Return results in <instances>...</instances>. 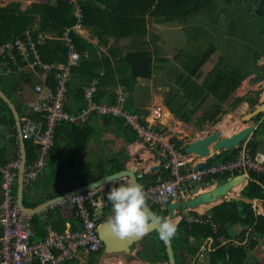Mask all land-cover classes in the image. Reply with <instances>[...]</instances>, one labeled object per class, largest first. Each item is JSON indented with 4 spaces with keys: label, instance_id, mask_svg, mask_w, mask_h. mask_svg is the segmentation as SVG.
Masks as SVG:
<instances>
[{
    "label": "trees",
    "instance_id": "16d2710c",
    "mask_svg": "<svg viewBox=\"0 0 264 264\" xmlns=\"http://www.w3.org/2000/svg\"><path fill=\"white\" fill-rule=\"evenodd\" d=\"M214 1L216 0H46L45 2H31L24 8L21 7L20 0L9 1L0 6V47L8 40L13 42L18 39H26V32L28 31L35 43L40 63L34 68L28 69L26 67L27 62L23 59V54L18 48L13 49L15 60L9 56L7 49H4L3 53H0V89L14 103L20 115L29 108L28 98L25 97V85L31 86L33 91L34 84L44 80L47 87L54 89L56 78L53 75V69L48 70L41 64L65 61L67 45L65 39L60 38V35L65 27L72 26L77 22V18L72 12L73 4L76 3L80 6L82 13L81 28L88 29L90 35L86 37L84 34L70 30L72 43L81 57L78 63L72 66L70 77L66 82V98L63 108L68 112H78L85 103L84 87L96 78L97 85L94 98L97 102H114L115 89L121 86L127 92L125 108L134 110L136 108L131 101L137 78H151L152 73L160 65L155 60L158 56L156 58L154 56L158 50L151 49L148 46V41L142 40L143 35L148 31L147 23L149 20L155 22L176 20L182 24L185 34H189L193 26L192 19L198 14L197 12L208 8ZM248 1L254 10V15L264 20V0ZM40 35L46 36L42 38ZM92 37L97 39L96 42L92 41ZM110 38L115 44L120 39L130 38L132 45L126 51H123L122 48H115L114 56L117 57L115 66L111 63L110 56L101 49V45L106 44ZM206 45V47L199 45L193 53L186 52L180 60L181 68L177 66L176 68L173 67L175 69L165 70L166 75H174L176 84L170 86L163 100L177 118L189 121L193 111H195L194 109H198L202 104L207 103V107L203 111L204 114L202 113L195 120L198 127H201V123L206 118L212 119L216 112L221 110L223 103L231 97L240 81L252 71L248 68L238 70L233 62L227 61L222 54L206 72L201 82L194 81V76L199 74L200 68L217 47L212 42H207ZM260 53L264 57V47ZM29 57H33L31 50H29ZM162 57L164 56H161L160 59ZM105 83L110 84V86L105 87ZM259 93L258 90L252 96L236 97L234 98L235 103L234 101L233 103L237 104L241 100H247L249 105L253 106L258 101ZM34 96L35 94L32 97ZM142 111L145 113L146 110ZM221 111L226 112L228 109L225 108ZM38 114L30 113L28 115L35 118ZM99 117L102 118L103 123L113 122L126 142L140 140L137 132L125 122L122 115L96 114L93 112L80 123L62 119L55 124L53 144L47 154L46 167L54 170L58 160L64 158L59 151L61 139L66 140L65 143L71 149L72 154L83 146L85 140L94 132L93 122L88 121L90 118L95 121ZM141 122L146 121L141 118ZM262 122L263 126L261 127ZM262 122L256 130L259 134L264 132V120ZM4 123L13 127L14 117L8 104L0 97V125ZM171 141L182 153H185V145L181 139L172 136ZM257 142V136H254L247 143L253 155L258 151ZM24 143L26 162L28 163L36 157L37 147L29 139H25ZM5 145L6 141L0 147V164H6L11 158L8 155L10 148L4 147ZM239 148L240 145L222 150L220 153L210 156L207 162L231 159L237 155ZM13 155L17 156V153ZM128 158L129 155L125 150L114 152L110 160H107L109 161L108 167H106L107 161L100 160L98 162L99 172L93 175L87 174L91 173L89 172L91 171L90 168H83L82 177L77 178L73 186L77 187L87 183L90 181L88 177L94 180L105 174L124 169L125 161ZM68 170H71L70 167L63 170L64 172H60L59 178L65 175ZM164 170L162 172L160 168L157 174L143 173L138 177V180L144 187H147L149 184H154L159 178L168 177V169L164 168ZM248 172L249 179L241 190V194L250 199H261L264 206V174L252 169H249ZM237 173L238 171L234 174ZM229 176L230 173L226 172L215 177L224 180ZM13 194L16 195V183L13 187ZM39 200L41 199L23 202L27 206H35ZM147 202L159 216H165L168 213L166 207L161 208L160 205L150 202V200ZM111 208L110 202L105 201L103 203L99 222L109 217ZM211 212L215 229L207 220L203 219L189 221L182 217L178 221V233L171 240L176 262L195 257V264H231V262L241 264L243 260H246L248 254V248H245L244 243H247L248 247H252L257 239L264 234V214H255L249 202L237 199L224 200L213 206ZM235 222H240L244 226V229L240 231L242 235L250 228L247 241L241 242L242 240L239 239L240 242L236 245L218 244L217 236L221 233L229 236L227 235V227ZM49 223L57 231H61L65 226L64 219L57 212H48L45 218H41L38 214L31 215V224L34 230L32 238H43L47 233L46 226ZM222 227H225V230ZM70 228L72 230L80 228V219L75 208ZM191 236L196 237L195 242L190 240ZM207 236H211L214 243L209 249L206 248L207 257L204 260H198L199 248ZM134 248H136V257L151 263L163 262L168 259L164 242L159 239L156 229L149 231L137 242H133L131 249ZM99 253L100 251L97 252V254ZM92 256L91 254L90 257L92 258Z\"/></svg>",
    "mask_w": 264,
    "mask_h": 264
},
{
    "label": "built area",
    "instance_id": "2783aa9c",
    "mask_svg": "<svg viewBox=\"0 0 264 264\" xmlns=\"http://www.w3.org/2000/svg\"><path fill=\"white\" fill-rule=\"evenodd\" d=\"M80 10V6L74 3L72 12L77 22L65 27L60 35L67 45L65 61L41 64L48 70L53 69V75L56 78L54 89L47 87L44 80L35 83L33 86L35 96L27 102L29 108L21 115L19 114L22 138L31 140L37 147L36 157L26 162L23 171L24 184L30 182L42 171L48 151L53 144L56 122L62 119L73 123L83 122L93 112L122 115L125 122L137 132L141 141L150 144L151 147H157L158 153L164 156V166L169 171L168 177L145 187L150 194V201L159 204L162 208L169 200L181 201L191 196L193 185H200L207 179L216 180L215 176L226 172L232 176L236 171L240 173L252 169L264 174V154L253 155L251 148L245 144L240 146L237 155L231 159L209 163L207 158L210 155L203 157L202 167H195L198 162L195 155L182 153L171 141L172 136L175 135L169 136L167 130L159 128L154 122V118L161 114L160 106L155 107L151 120L146 115L142 116L137 111H131L125 108L127 92L123 88L115 89L114 102H97L94 98L96 78L84 87V106L76 113L65 110L63 104L66 98V82L70 77L72 66L77 64L81 57L72 43L70 30L85 35L80 25L82 16ZM44 36L46 35H40L42 38ZM15 47L23 54L28 69L40 63L35 43L28 31L26 39L6 41L0 47V53L7 49L9 56L15 60L13 54ZM29 50L33 52V57H29ZM30 113L39 114L33 118L28 115ZM141 118L146 122H141ZM19 163L20 156L6 164H0V264H88L91 254L93 256L104 254L109 257L117 253L105 252L104 244L97 232L103 206V202L96 195L98 188H91L68 197L74 203L75 212L80 219L79 229L72 230L69 226H65L61 231H57L49 228L43 238L33 239L31 214L19 208L13 194ZM167 187L172 188L173 192L163 199L160 193ZM195 220L199 218L196 217ZM99 251L100 254H97Z\"/></svg>",
    "mask_w": 264,
    "mask_h": 264
},
{
    "label": "crops",
    "instance_id": "0c3cea01",
    "mask_svg": "<svg viewBox=\"0 0 264 264\" xmlns=\"http://www.w3.org/2000/svg\"><path fill=\"white\" fill-rule=\"evenodd\" d=\"M9 1H13V0H9ZM45 1L46 0L40 1V2H45ZM223 1H225V0H223ZM3 5H5V4H0V6H3ZM230 5H232V4H230ZM239 5H241V4H239ZM236 6L237 5L234 3L233 7H236ZM247 12L249 15H251V17L253 19L255 18L254 10H253V12L250 10H248ZM174 21H176V20H174ZM169 22H173V21H169ZM261 22H262L261 25H263L264 20L262 19ZM161 24H163V22H155L154 21L155 29L156 28L158 29V27L161 28L162 27ZM84 33H85L86 37H89L90 31L88 29L84 30ZM262 33L264 34V30L261 31L260 35H263ZM145 35H143L142 40H145L144 39ZM150 38L158 40L159 37L155 32V34L150 33ZM91 39L94 42H96V40H97L96 38H93V37ZM145 41H147V40H145ZM148 41H149L148 46L151 49L157 50L156 49V47H157L156 41H154V40L150 41V39ZM112 42H113L112 38L108 39V42L106 44L101 45V49L103 50V52H105L106 54H108L110 56L111 63L113 64V66H115L116 59H117V57L114 56L115 48H122L123 51H126L127 49H130L132 45H131L130 38L120 39L117 42V44L112 43ZM263 47H264V44L261 47V49ZM261 49L259 51V54L257 55L256 62L253 63L254 65H250V67L247 66V68L250 69V71L251 70L252 71L248 74V75H250V77H249L248 81H246V83H245L246 90L242 91V94H240L241 93L240 87L235 88V90L237 89V94L236 93L234 94V98H236V95L237 96H243L248 92L250 94L252 93L251 95H253V92L248 91V90L250 88H253L254 85H256L254 87H257V89H259L258 86H259L260 80H255V73L259 72L260 69H255V66L256 65L264 66V57L260 53ZM216 50H218V48ZM222 52L223 51L220 50V56L222 55ZM154 56L156 58V56H158V55L157 54L155 55V53H154ZM159 56L167 57L166 54H159ZM182 56H184V55H182ZM158 62H160V61H158ZM176 67L177 66H175V68ZM175 68H173V69H175ZM253 69L255 71H253ZM153 74L154 73H152V75ZM142 79H146V78L138 77L134 86L138 87L137 85L141 82ZM169 79L175 80L174 77L169 78ZM162 80H164L165 82H169V80H167L166 77H162ZM256 82H258V83H256ZM248 83H249V85H248ZM263 84H264V82H263ZM104 86L108 87V86H110V84L105 83ZM247 87H248V89H247ZM118 88H122V87L119 86ZM242 88L245 89L244 85ZM257 89H255V90H257ZM135 90H136V88H134V91ZM151 91L152 90L150 88H148V91H147L148 94L152 93ZM25 97L28 98V96L26 94H25ZM262 98H264V91L261 92V94L259 96V100ZM162 100H163V98H162ZM162 100H160V102L157 101L156 103L144 102L143 104H135L134 98H132L131 102L136 109H134V110L132 109L131 111H137L142 116L146 115L151 120L152 116H154V113H155L154 112L155 107L160 106V109H161L160 113L161 114L158 117L154 118V122L156 123V125L159 128H162V129L168 131V130L172 129V128H170L171 124L177 125V123H181V121H183V120L177 118L175 113L170 109V107L165 105L164 100L163 101ZM162 102H163V104H162ZM209 102H211V100H209ZM225 102H227V100ZM225 102L223 103L221 110H223L225 108H229L228 111L222 112L220 110L217 113L222 114V118H221L223 120L222 122H225V123L228 122L227 124H229V122H230V124H232V125H225L224 128L223 127L221 128V126L219 125V126H217V128L214 129V130L220 129L222 132V135L231 134V133L235 132L236 130H238V129H240V128L248 125V124H251L254 126V125H256L257 121L259 122L258 123V125H259L264 120V115H263L264 113H262V112H259L250 118H245L247 113L250 112L252 110L253 106L255 105L254 104L252 107L249 106L247 100H243L239 104L238 103L235 104V106H234V104H232L231 108L227 107L229 105V103L226 106ZM149 104H151V105H149ZM245 106H249L251 109L250 110L247 109L244 112H242V115L240 117L239 116L237 117V120L239 122L233 123L234 121L231 120L229 117L230 116L233 117L235 115L236 107L243 109ZM142 110H146L145 113ZM194 110L195 111H193L191 119L189 121H191L193 124H195V126H197V124L195 123V120L199 116L195 115V112L197 111V109H194ZM194 117H196V118H194ZM221 119H219V116H218L215 119L212 118L210 120V122H213L212 124H216V122H218ZM90 120L88 122H90V123L93 122L94 132L90 137H88V139L85 140L84 145L79 147L78 150L76 152H73V154H72L71 149L69 148L67 143H65L66 140L61 139V145L59 146V151L64 156V158H62V159L60 158L58 160V163L55 165L54 170H50L49 168H47L46 162H45V165H44L42 171L35 178H33L30 182H28L27 184H24L23 201L29 202L31 200L41 199L38 202V203H40V202H42V201H44V200H46L52 196H56V195L66 191L68 189L74 188L73 183H74V181L77 180V178L82 177L81 171H83V168L85 169V167H87V168L91 169V171H89L91 173H87L89 175L98 174V172H99L98 162L100 160H104V161L110 160V158L112 157V153L117 152L119 150H125L129 155V158L125 161V167L131 166V165L135 166L136 172L138 174H140V176L143 173H151V172L153 174H157V173H159L158 170L160 168H161L162 172H164L165 167L162 168L164 166V161H161L160 154H158L153 147L151 148V146H149L147 143L145 144V142H143L141 140H133L131 142H126L123 135L120 134V131L117 132L116 126L113 122L103 123L101 117H99L95 121L91 118H90ZM184 122H187V121H184ZM205 122H207V121H205ZM257 128H258V126H256V128L253 130L250 137L252 138L254 136L255 137L257 136V140H258V142H257L258 151L257 152L262 153V152H264V132L259 134L258 132H256ZM177 131H173V132H175V136H178ZM209 132H211V131H209ZM209 132L205 133L203 131V127H202V123H201V127L197 126V130L194 131V135L189 137V139L193 140V139L200 137L204 134H207ZM2 135H4V136L1 137ZM183 138H185V137H183ZM178 139H180V138H178ZM5 141H6V145L4 147L7 146L10 148V152H8V155L11 158L9 159V161L20 156L21 148H20V144H19V140H18V136H17V130L15 127V123H14L13 127H10L7 123L0 125V147L3 146V144H5ZM241 142L242 141H240L239 143H241ZM226 149H228V148H223V149H218L216 151H212V155L216 154V153H220L222 150H226ZM14 153H17V156L16 155L14 156L13 155ZM99 154H101L102 156H99L97 158V156ZM188 154H190V153H188ZM194 157L199 162L203 161V159H204L203 157H200V156H194ZM108 163H109V161H107L106 167H108ZM155 164L158 165V168L151 170L150 166L155 165ZM69 167L71 170H68L67 173H65V175H63L59 178L60 172H64L63 170H66ZM91 179H92L91 177H88V180H91ZM248 179L242 180L241 182L233 185L227 191V193L225 195L219 196L214 201H211V202L206 203V204H200L195 209H192V210H188L187 208L180 207L177 209V211H176L177 213H176L175 217H170L168 213L165 215V217L173 218L176 221H179L182 217H184L187 220L192 221V216L193 217L196 216L195 214L197 213V214H199V216H201V219L207 220V222L210 223L215 229V225L212 222L211 208L213 206L221 203L224 200H230V199H237V200H243L245 202H249L251 204V208L254 210L255 214H264V206H263V202L261 199H259V198L250 199V198H247L241 194V190L247 184ZM127 181H128V179L126 177H121V178H117V179H114V180H111L107 183L102 184L101 186L98 187V190L96 192L97 198L101 199V202H105V201L110 202L107 198V193L109 192L110 188L111 187H118L121 183H126ZM218 181H222V179H218ZM218 181H216V182H218ZM206 188H208V187H203L200 190H203ZM193 194L194 193L192 192L191 195H193ZM73 211H74V203L70 202V200L68 198H64L62 200H59L57 202H54V203L46 206L45 208L36 212V214H38L41 218H45V216H47L48 212H57L64 219L65 226L70 227L71 219L73 216ZM31 215H33V214H31ZM49 228H52L51 223L47 224V226H46L47 230ZM222 228H223V230H225L224 229L225 227H222ZM243 229H244V226L240 222H235V223H233L227 227V233H228L227 235H229V236H226L225 234L221 233L217 236L216 241L218 242V244L230 243L232 245L238 244L240 242V240H242L241 242H246L247 236H248V231L250 230V228H248L247 231L244 233V235H242V234H240V231ZM55 230H57V229H55ZM241 238H243V239H241ZM190 240L192 242H195L196 237L191 236ZM213 243H214V240L211 236H207L206 239L203 240V243L201 244V246L199 248L200 252H199V259L198 260H204L207 257L206 248L209 249L210 246L213 245ZM244 245L246 246L245 248H248V254L246 256V260H243L241 264H245L247 262H249L250 264H264V234L261 235L257 239L254 246L248 247L247 243H244ZM135 250L136 249H133V251L130 252V254H129V255H134L133 256L134 259L132 258V260H131V262L134 264H137V263H139V264H167L166 261L151 263L149 261L140 259V258L135 256V254H134ZM201 252H203L202 255H200ZM119 255L115 254L113 256L108 257L104 254H100L97 256H92V258L89 257L88 264H103L104 260H106V261L109 260L111 263H114V264H116L117 262H121V264L122 263L125 264L127 260L124 262L125 257L121 256L122 254H119ZM194 259H195V257H193V259L192 258L191 259L186 258V259H184L180 262H176V263L177 264H195ZM231 264H235V263L231 262Z\"/></svg>",
    "mask_w": 264,
    "mask_h": 264
},
{
    "label": "rangeland",
    "instance_id": "374dc122",
    "mask_svg": "<svg viewBox=\"0 0 264 264\" xmlns=\"http://www.w3.org/2000/svg\"><path fill=\"white\" fill-rule=\"evenodd\" d=\"M8 1L9 0H0V4H6ZM35 1L40 2L44 0H20L21 7L24 8L31 2ZM234 3L237 5L236 7H233ZM248 10L253 12V8L250 7V3L248 0H216L212 2L208 8L197 12L198 14L195 15L192 19L193 26L191 27L189 34H185V29L183 28L182 24L178 21H162V27H158V29H155L154 21L149 20V22L147 23L148 31L144 39L147 41L149 39L150 41H156V49L158 50L156 54L158 55V58L155 60L156 62L160 61V65L157 70H155L151 78L142 79L141 82L137 85L138 87L134 86L136 90H133L134 92H132V98H134L135 104H143L144 102H160V100L164 98L170 86L176 84L174 79H169L174 77V75L169 74L168 76L165 74L164 70L172 69L175 66H180L181 68L182 65L180 60L183 57L182 55H184L186 52L193 53L194 51H196L199 45H203V47H206L207 42L214 43L217 46L218 50H216V48L211 54V56L208 58V60L202 65L199 74L194 76V81H202L206 72L214 65V63L220 57V50L223 51L222 54L226 57L227 61L233 62L234 66H236L238 70H241V68H247V66L250 67V65H254L253 63L256 62L257 55L259 54V51L264 44V34L262 33L263 35H260L261 31L264 30V24L261 25L262 19L260 17L255 16V18L253 19L251 15L248 14ZM149 32L153 34H155L156 32L159 37L158 40L150 38ZM159 54H166L167 57H162V59H160L161 56H159ZM255 69H260V65H256ZM161 77H166L169 82H165L164 80H162ZM249 77L250 75L243 78L240 81L239 85L236 87H240V94H242V91L246 90L245 83L246 81H248ZM243 85L245 89L242 88ZM254 86L248 91L254 92V90L257 89V87ZM148 88L152 90V93L148 94ZM24 89L25 94L28 96V100H30L29 98H32L34 91H32L31 86L25 85ZM235 93L237 94V89H234L231 98L228 99L227 102H225L226 106L229 103L227 107L231 108V105L235 103ZM245 95H250V93L248 92ZM206 104L207 103L202 104L197 109V111L195 112L196 116H199L203 113V111L207 107ZM247 109L250 110L251 108L249 106H245L243 109L236 107L235 115L233 117L230 116L229 118L234 121L233 123H237L239 122L237 120V117H240L242 115V112ZM218 116L219 119L222 118V114H219L217 112L213 118L215 119ZM210 120L211 119L206 118L202 123L203 131L205 133L213 131L219 125L221 126V128H224L225 125H232L230 124V122L229 124H227L228 122H222V119L216 122V124L218 123L217 125L212 124L213 122H210ZM173 125L174 124H171L170 128L172 129L168 130L167 134L169 136L175 135V132L173 131L178 130V136L176 137L182 140L183 145L190 141L189 137L194 135V131L197 130V126H195V124H193L191 121H181V123H177V125L174 126ZM262 126L263 122L261 124V127ZM117 132H119V130H117ZM101 154H99L97 158L99 156H102ZM111 214L112 213L110 212V215ZM129 254L130 253H122L121 256H124L127 260L125 264H134L131 262L132 258L134 259V255ZM103 264L114 263H111L109 260H104Z\"/></svg>",
    "mask_w": 264,
    "mask_h": 264
},
{
    "label": "water",
    "instance_id": "95a60500",
    "mask_svg": "<svg viewBox=\"0 0 264 264\" xmlns=\"http://www.w3.org/2000/svg\"><path fill=\"white\" fill-rule=\"evenodd\" d=\"M262 78H263L262 76H257L256 80L261 81ZM259 87H261L264 90V87H262V82L259 83ZM0 97L8 104V106L10 107L13 113L14 123L17 130V136L21 148L20 163L17 168L15 198L19 208L24 212L34 214L54 202L67 198L73 194L81 193L91 188H96L106 182H109L117 178L126 177L128 181L131 180L135 183H139L138 177L140 176V174L136 172L135 166L131 165L125 167L124 169H120L111 172L109 174H105L97 179L90 180L89 182L74 187L72 189H68L56 196H52L36 204L35 206H26L23 202V192H24L23 171L26 165V152H25V143L21 136L20 117L14 103L9 99L7 95H5V93L1 89H0ZM259 112L264 113V99L261 100V102L257 104L254 108H252V110L247 113L245 118H250ZM258 123L259 122L257 121L256 125L254 126L248 124L228 135H222L220 129L213 130L207 134H204L200 137L190 140L184 148L185 152L195 153L200 157H207L212 154V151L236 146L240 141H244V143H246L250 138V135L252 134L253 130L256 128V126H258ZM163 160L164 157H161V161ZM203 165L204 162L200 161L196 163L195 167L199 168L202 167ZM157 168H158L157 164L150 166L151 170ZM248 178H249V172L242 171L222 181L216 182L214 179H210L206 182L201 183L200 185L196 184L191 188V191L194 193L191 197L181 202H179L178 200H174L167 204L166 208L168 214L170 217H175L177 213L176 211L180 207L187 209H195L200 204H206L211 201H214L219 196L225 195L233 185ZM203 187H208V188L200 190ZM147 207L149 208V210L151 211L154 217L150 231L153 229L159 231V222L155 220V217L158 215L153 211V209L151 208L148 202H147ZM107 221L108 218L104 219L97 227V232L104 244L105 252L130 253L132 251L131 250L132 243L137 242L138 240L141 239V237L132 236L129 238L121 239L109 229ZM164 245L168 257L167 264H177L171 242H164Z\"/></svg>",
    "mask_w": 264,
    "mask_h": 264
},
{
    "label": "clouds",
    "instance_id": "9594fccd",
    "mask_svg": "<svg viewBox=\"0 0 264 264\" xmlns=\"http://www.w3.org/2000/svg\"><path fill=\"white\" fill-rule=\"evenodd\" d=\"M261 66L262 65H260V71L255 73V80H256L257 76H262L263 78L261 81H259V83L262 82V87H264V85H263V82H264V66L262 67V69H261ZM253 71H255V70L253 69ZM258 88L259 89L255 90V91L259 90L260 93L258 95V101H257V103H255L253 108L257 104H259L261 102V100L264 99V98H262L259 100V96H260L261 92H263L264 90L259 86H258ZM243 96H245V95H243ZM250 96H252V95H250ZM126 97H127V95H126ZM237 97H241V96H237ZM242 101L243 100H241L240 102H242ZM248 104H249V102H248ZM227 109H229V108H227ZM250 139H251V137L248 140H250ZM248 142L249 141L244 143V141H242L241 143L237 144L236 146H239V145L242 146L243 144L247 145ZM187 143H185L184 145L186 146ZM184 151H185V149H184ZM257 153H259V152H256L255 154H257ZM192 154H194L195 156H198L195 153H192ZM259 154H264V152L259 153ZM211 156H212V154H211ZM208 180H210V179H208ZM208 180H206V181H208ZM215 181H218V178H216ZM98 187H96V188H98ZM172 192H173L172 188L167 187L164 191H162L160 193V195L163 199H166L167 195L172 194ZM191 196H189V197H191ZM107 198L111 202V205H112V208H111L112 214L108 217L107 224H108L109 229L116 236H118L121 239H125V238H129L132 236L143 237L146 234H148V232L150 231V228H151V224L154 220V217H153V214L151 213V211L149 210V208L147 207V201L150 200V194L148 191L145 190V187L143 184L135 183L131 180L127 181L126 183H121L118 187H111L110 188L109 192L107 193ZM169 202H171V201L169 200ZM169 202H167V204ZM166 205H165V207H166ZM188 210H192V209H188ZM195 215L196 216L192 217V221L201 220V216H199V214L196 213ZM196 217H198L199 220H195ZM155 220L159 222V231H158L159 239L164 241V242H171V240L178 233V221H176L175 219L170 218V217L159 216V215L155 217ZM131 250L133 251V249H131ZM202 254H203V252L200 253V255H202Z\"/></svg>",
    "mask_w": 264,
    "mask_h": 264
},
{
    "label": "flooded vegetation",
    "instance_id": "af4514ba",
    "mask_svg": "<svg viewBox=\"0 0 264 264\" xmlns=\"http://www.w3.org/2000/svg\"><path fill=\"white\" fill-rule=\"evenodd\" d=\"M261 69H262V66H261ZM258 74V73H257ZM264 85V84H263ZM254 92H255V90H254ZM254 92H253V95H254ZM252 94V93H251ZM250 94V95H251ZM155 150H156V152L158 153L159 152V150H158V148L157 147H153ZM159 154V153H158ZM161 157H164L163 155H160V158ZM163 161H165V158H164V160ZM165 167V166H164ZM165 171V170H164ZM189 198V197H188ZM187 199V198H186ZM186 199H183V200H181V201H184V200H186ZM181 201H179V202H181ZM167 206V205H166ZM193 217V216H192ZM122 253H124V252H117L116 253V255H119V254H122Z\"/></svg>",
    "mask_w": 264,
    "mask_h": 264
},
{
    "label": "bare ground",
    "instance_id": "6f19581e",
    "mask_svg": "<svg viewBox=\"0 0 264 264\" xmlns=\"http://www.w3.org/2000/svg\"><path fill=\"white\" fill-rule=\"evenodd\" d=\"M165 110V109H164ZM226 131V130H225ZM132 135V134H131ZM253 138V137H252ZM102 149V148H101ZM113 154V153H112ZM71 202V201H70ZM166 209V208H165ZM36 214V213H35ZM210 235V234H209ZM160 245V244H159ZM173 247V246H172ZM177 247V246H176ZM174 248V247H173ZM178 248V247H177ZM177 251V250H176ZM156 253V252H155ZM175 254V253H174ZM220 262V261H219Z\"/></svg>",
    "mask_w": 264,
    "mask_h": 264
}]
</instances>
